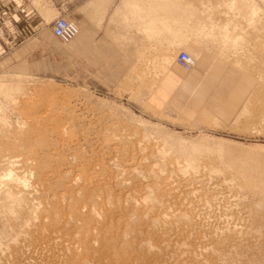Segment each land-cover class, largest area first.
<instances>
[{"label": "rangeland", "instance_id": "374dc122", "mask_svg": "<svg viewBox=\"0 0 264 264\" xmlns=\"http://www.w3.org/2000/svg\"><path fill=\"white\" fill-rule=\"evenodd\" d=\"M5 4L6 0H0V6L4 8V10L0 11V151L3 149L1 151L2 153L0 152L2 154L0 156V171L3 170L0 172V177L6 175V172L10 176L6 175L0 178V186L4 185L0 187V192L3 191V193H0V202H3L2 205L0 203V214H3L0 215V248L7 250L8 246L4 248L5 246L3 245L10 244V241L11 247L15 248L16 246L17 248H15V252L18 248H21V243L22 245L26 244L24 246L28 248L26 249L25 247L26 250H22V253L21 249H23L24 246L21 245L22 248L19 249L20 251L18 250L19 252L17 251L20 254L17 255V252L14 255V249L11 251V248H9L10 250H5V253L4 250H1L0 255H2V258L0 256V263L1 261L4 263L6 262V255L8 256L7 253L10 252V254H13L9 256L16 257V260H14V258L9 259L8 256L5 264H26L25 262L28 260H30V262L28 261L30 264L33 262V260H31L33 258L30 256L29 258L25 257L30 255L27 250L34 248L37 244L40 246L48 243L46 239H48V237L50 238V235H63L61 237L66 239H70L76 235L75 228L80 227L82 220L75 217L73 213L74 207H83L82 209L80 208L83 212L88 209L91 212L93 210L92 214L101 221L103 229L111 236L113 242L111 245H113L116 250L122 252L123 256L127 258L126 261H123V258L116 257L115 254H110L111 256L103 254L102 257L105 264H109L110 262V264H193V261L194 264L198 261L199 264L204 262L209 264L210 260H208L209 262L207 260L203 262L205 255H203L202 252L204 249L208 252L212 249L211 247L219 242L218 240L222 238V240H224V238L231 239V234L234 236L230 240H234L232 243L228 239H225V242H219L221 248L224 246L223 249L225 248L226 250L220 248V251L218 250L216 252L218 259L217 257L215 258V264L219 262L222 263V258L226 260L229 256V259L232 260L233 257L235 260L232 262L228 259L230 263L228 261H223V263L240 264L243 262V258L248 254L251 255L256 251L260 253L261 247L258 248L260 246L258 244L261 243L259 241H262L261 239L264 236H261L264 235V233L262 230L260 231L259 228L256 229L254 227L255 223H252L254 219V211L252 210L255 206L253 202L256 201L255 198L257 199V197H254L251 193L250 197V194L246 191L244 194L246 193L248 195H243L242 191H244V188L241 190L243 186L240 184L241 182L236 179L237 177L235 178L234 176V179L232 177V179H230V176L235 174L233 173L234 169H231L226 163L212 157L204 156V158L202 157L203 155L200 156L199 151H197L198 149L196 150L195 147L198 146L202 148L208 155H211L210 150L212 149H221L224 151H231L233 149L236 150L238 154L256 158L257 162L264 164V0H192V7L194 8L192 19L194 21L191 26L190 39L200 46L190 49L186 47L172 48V52L169 53L168 57L173 58L176 69L188 73L193 72L197 64L201 63L202 56L207 57L209 55V59L210 57H214V63L210 65L211 60L204 59V63L206 62V64L204 65L203 63V67L205 69L209 68L208 70L212 69L214 72H221L224 81L231 82L232 86L230 89L225 88L224 84L223 93L215 95V98L217 100L221 99V101H217L218 108L216 109L214 117L207 120L202 118L187 119L183 118L178 113L166 110L167 108L160 110L154 106H145L141 101L142 96L123 93L125 87L116 88L114 91H106L87 86L84 82L77 79L76 75H73L72 66L69 62L71 57L67 49L63 48V45L68 42L62 43L63 45H61V47L63 52L61 55H50L45 51L44 47H42V44L44 42L46 43L48 39L44 36L39 26L35 25V28L30 32H23L21 26H19V22L21 23V15L18 12L7 11L4 6ZM196 29L199 30L196 31ZM181 49L188 50L191 54H194L195 57H197L196 54L199 55L191 70H184L176 64L175 58ZM243 90H247L248 93H237V91L240 92ZM208 97L209 95L207 98ZM24 118L26 119L25 122L22 121ZM33 118L36 122L32 120ZM37 120L38 122L40 120V123L43 121L41 125L44 126L38 125L40 123H38ZM56 121L57 124L60 125L59 127H57ZM21 126L24 128H21ZM54 126L56 127L55 129ZM49 127L51 132H48ZM44 131L45 133L43 134ZM73 132L76 136L73 135ZM52 133L55 136H53ZM57 134H60L59 137ZM43 142H45L47 146H45ZM10 143H14L13 146ZM40 144L43 146H40ZM63 144L65 145L63 146ZM206 147H211L212 149H206ZM45 149H47L46 152ZM58 152L59 155H56ZM13 158H17V160H13ZM40 158L42 161H38L41 160ZM48 158L50 161L47 160ZM4 161H6L9 166L5 164L6 162ZM44 163L48 165L47 169H45L46 165H44ZM184 165H186L187 168L184 167ZM177 166H180V168L183 166L184 169L180 170ZM50 168H52L51 171ZM8 170L12 172H8ZM46 170H49L48 172H51V174H48ZM20 171L22 175L19 174ZM45 171L47 174L44 173ZM230 173L231 175L229 176ZM15 174H18V177ZM19 176L23 179L20 180ZM57 177L59 179H57ZM4 178L9 180L7 181V179ZM11 179L13 180L12 184ZM14 179L16 181H14ZM87 181L88 184H86ZM37 182L40 184L38 183V185ZM61 182L65 183L62 184ZM237 182L239 185L236 184ZM92 183L93 185H97L93 187ZM78 184L81 187L76 186ZM55 186H57L58 189ZM235 186L242 187L238 188ZM77 187L79 188L77 189ZM2 188H4L5 191ZM6 189L13 190V195L10 194L11 192L9 193L10 190ZM236 189H239V191ZM35 190L38 192H35ZM60 190H64L63 193H68L65 199L62 198L63 193H61L62 191ZM71 190H75V192ZM232 191H234V193ZM170 193H173V196L170 195ZM43 195H46V197ZM19 197L20 201L18 199ZM248 197L253 201L252 205H250L251 201L248 202L250 200ZM15 198L18 199V201L15 200ZM22 198L24 200H22ZM26 198L28 199L26 200ZM83 198L85 199L83 200ZM31 199H33V201ZM89 199L91 202H89ZM20 202H22V205L19 204ZM25 202H29L32 205L36 204V207L34 208V206H31L33 209H30V206H28L29 209H27V205L30 204H26ZM161 202H163L164 205ZM104 203L105 205L108 203L111 205L108 204L104 208ZM42 204L43 206H41ZM84 204L87 205L84 206ZM98 204L101 207L98 206ZM245 204L248 205L246 206ZM89 205L91 207L88 208L87 206ZM93 206H96V208ZM225 206L226 208H224ZM84 207L87 208L84 209ZM146 207H148L149 210L151 209L150 212ZM154 207L157 210L156 212ZM160 207L163 208L161 209ZM248 207H250L249 209L252 212L247 209ZM176 208L178 210H174ZM99 209H101L100 212ZM21 210L23 211L21 212ZM89 210L88 212L86 211L87 214L90 212ZM160 210H163V215L166 214V216L169 215V218H172L170 219L172 223L167 218L168 216L164 217L162 214L160 215ZM173 210L178 212H174ZM183 210L190 214L184 213ZM53 211L55 212L52 213ZM151 211H154V213H151ZM172 211L175 214H173ZM147 212L151 219H149L148 216H144ZM4 213L10 220H6L7 218L3 217ZM18 213L19 215H16ZM183 213L187 215V217L185 216L186 218ZM66 214L69 216H65ZM181 214L182 217L180 218L179 216H181ZM27 216L29 219H27ZM46 216L49 217L47 218L48 220ZM122 216L124 218H122ZM152 216L156 217L153 219ZM160 216L164 217L166 220H164V218L163 220L160 219ZM35 218L38 222H36ZM24 219L26 221H24ZM30 219H33L32 222ZM161 220L168 223L165 224ZM7 221L8 225L12 228L7 225ZM34 222L35 225L38 223L42 225H37L35 228ZM104 222L107 224H104ZM184 222H187L186 225H183ZM26 223H28V225L30 224L31 227L30 225L26 227ZM21 224L26 230L20 228L22 227ZM126 225H129V227L132 226L129 228L130 230L128 232L124 230L126 229ZM252 225L254 226L252 227ZM191 226L194 228L192 229ZM227 227L230 230H235H231V234H229L230 230ZM53 228L54 230H52ZM135 228L136 230L138 229V231H134ZM179 228H182L181 232ZM237 229H240L241 232ZM18 230L19 232L23 231V233H17L16 231ZM91 230L96 231L94 226H91ZM184 230L188 232L186 233ZM24 231H28V235H30L31 238L26 235L27 233L25 234ZM130 231H134L132 233L135 234L133 235ZM143 231L147 232L144 233ZM152 231L153 233L155 232L154 235ZM235 231H238V234ZM46 232L49 235H47L48 237L46 236ZM115 232L117 233L115 234ZM243 232L247 233L245 234ZM16 234L17 239L18 236H23L25 234L26 238L25 235L23 237L25 240L22 238L24 240L22 241L21 236L16 240ZM173 234L175 237H173ZM200 234L201 237L206 238V240L201 238ZM227 234L229 236H227ZM234 234H237L238 240L235 239L236 235ZM243 234L245 235L243 236ZM41 235L42 238L44 235V238H47L42 239ZM258 235L261 239H258L260 238ZM143 236H145V238ZM159 236H162L161 239ZM256 236H258V238ZM187 237L189 240H187ZM195 237H197V239L199 238V241H197ZM163 238H166V240ZM167 238L170 240L167 241ZM171 238L174 239L172 240ZM13 239H15L14 241H16V244L20 245L18 246L13 242V246ZM139 239H141L140 243ZM203 239L206 241L205 243ZM176 240H178L179 244ZM245 240H247L246 243L244 242ZM257 240L258 242H256ZM146 241L149 242L148 244H151L150 248H147ZM209 241L210 243L208 244ZM241 241L242 244L239 243ZM5 242H7V244ZM143 242L144 244H142ZM197 242L201 244L204 243L205 245L202 244L200 246V243ZM222 242L224 243L223 245ZM226 242L228 246L225 244ZM181 243H183V246L180 247V251H178L177 246L181 245ZM185 243H190L189 247L187 246V248H189L188 250L185 249ZM207 244L208 247L209 245L211 246L208 248L206 247ZM231 244H234L235 247ZM175 245L176 248H174ZM98 246L99 243L95 242L92 248L95 253L93 250L91 251L93 254L98 253L96 251ZM190 246H193L191 249L192 252L195 250L194 252L201 254V256L196 255L194 252L191 254ZM198 246H200V249ZM229 246L233 249L230 247V250H228L227 248ZM168 247L170 249L166 250ZM163 248L165 249L164 252ZM176 249L178 253L174 254L173 252H176ZM200 250L203 251L200 252ZM237 251H240V253H234ZM245 251L249 253L247 254ZM241 252H244L245 255ZM168 253H171L169 255L172 257H170ZM172 253L175 256H173ZM258 253H254L252 258L256 257V255L258 256ZM24 254H26L24 256L25 258L22 256ZM182 254L183 256L181 257L180 255ZM4 255L5 257L3 258ZM194 255L195 257H193ZM223 255H227V258ZM106 256L108 258H106ZM177 258L181 259V261L179 259L177 260ZM191 258H195L196 261L192 259L191 262ZM236 258L240 259H238L239 262ZM212 264H214V262ZM250 264L256 263L254 260H251Z\"/></svg>", "mask_w": 264, "mask_h": 264}, {"label": "crops", "instance_id": "0c3cea01", "mask_svg": "<svg viewBox=\"0 0 264 264\" xmlns=\"http://www.w3.org/2000/svg\"><path fill=\"white\" fill-rule=\"evenodd\" d=\"M4 6L21 15L23 32L39 26L48 39L42 47L50 55H61L64 44L52 30L53 19L66 14L74 21L79 32L63 48L72 74L91 88L125 87L123 93L142 96L145 106L207 120L221 101L215 95L223 93L224 84L232 86L221 72L203 67L204 59L212 65L214 57L202 56L188 73L167 57L172 48L200 46L190 39L192 0H6Z\"/></svg>", "mask_w": 264, "mask_h": 264}, {"label": "bare ground", "instance_id": "6f19581e", "mask_svg": "<svg viewBox=\"0 0 264 264\" xmlns=\"http://www.w3.org/2000/svg\"><path fill=\"white\" fill-rule=\"evenodd\" d=\"M197 30H199V29H196V31ZM261 44V43H260ZM190 53V52H189ZM191 54V53H190ZM192 55V57L194 58V60L196 61V57H195V55L194 54H191ZM168 57V56H167ZM260 93V92H259ZM256 95V94H255ZM36 117H38V116H36ZM43 118V117H42ZM29 119V118H28ZM38 119V118H37ZM25 118H24V120H22L23 122H25ZM32 120H34L35 121V119L33 118ZM40 120H41V118H40ZM40 120H39V122H38V120H37V122L38 123H40ZM54 121V120H53ZM62 121V120H61ZM22 122V123H23ZM32 122V121H31ZM36 122V121H35ZM42 122L43 121H41V123L40 124H38V125H41L42 124ZM27 123V122H26ZM30 123V122H29ZM47 123V122H46ZM53 124V123H52ZM56 124H57V121H56ZM60 124V123H59ZM21 125V124H20ZM23 125V124H22ZM33 125H34V123H33ZM49 125V124H48ZM54 125V124H53ZM58 125V124H57ZM57 125H55V126H57ZM31 126V125H30ZM42 127L44 126V125H41ZM40 126V127H41ZM54 126V129L56 128ZM60 125H58L57 127H59ZM37 127H39V126H37ZM52 127V126H51ZM21 128H24L23 126H21ZM31 128H33V127H31ZM30 128V129H31ZM45 128V127H44ZM48 128V127H47ZM53 128V127H52ZM16 129H18V128H16ZM26 129H29V128H26ZM25 130V129H24ZM51 129H50V127H49V130H48V132H51L50 131ZM35 131V130H34ZM37 131V130H36ZM39 131H41V130H39ZM46 131V130H45ZM45 131L43 132V134L45 133ZM66 131V130H65ZM65 131H63V132H65ZM26 132V131H25ZM55 132V131H54ZM15 133V132H14ZM17 133V132H16ZM24 133V132H23ZM36 133V132H35ZM58 133V132H57ZM25 134H27V133H25ZM39 134V133H38ZM50 134V133H49ZM63 134V133H62ZM16 135V134H15ZM46 135V134H45ZM51 135V134H50ZM52 135H53V133H52ZM58 135V134H57ZM60 135V134H59ZM59 135H58V137H59ZM69 135V134H68ZM73 135H75L74 134V132H73ZM1 136V135H0ZM53 136H55V135H53ZM62 136V135H61ZM76 136V135H75ZM27 138H29L28 136H26ZM36 137V136H35ZM50 137H52V136H50ZM57 137V136H56ZM64 137V136H63ZM71 137V136H70ZM5 138V137H4ZM65 138V137H64ZM67 138V137H66ZM3 139V138H2ZM35 139H38V138H35ZM34 139V140H35ZM53 139V138H52ZM58 139H60V138H58ZM68 139H70V138H68ZM23 140V139H22ZM26 140V139H25ZM29 140V139H28ZM33 140V141H34ZM45 140V139H44ZM54 140H55V138H54ZM72 140V139H71ZM3 141H4V139H3ZM40 141V140H39ZM58 141H60V140H58ZM66 141V140H65ZM69 141V140H68ZM75 141H77V140H75ZM4 142H6V141H4ZM14 142V141H13ZM74 142V141H73ZM15 143V142H14ZM14 143H10L12 146H13V144ZM38 143V142H37ZM44 143V145H45V142H43ZM47 143V142H46ZM68 143H70V142H68ZM68 143H67V145H68ZM6 144H7V142H6ZM48 144V143H47ZM51 144V143H50ZM72 144V143H71ZM8 145V144H7ZM10 145V146H11ZM38 145H39V143H38ZM42 144H40V146H41ZM65 144H63V146H64ZM2 146H3V144H2ZM11 146V147H12ZM18 146V145H17ZM16 146V147H17ZM43 146V145H42ZM45 146H47V145H45ZM8 147V146H7ZM15 147V146H14ZM19 147V146H18ZM17 147V148H18ZM49 147V146H48ZM42 148V147H41ZM54 148V147H53ZM78 148V147H77ZM196 148V150L197 151H199V153H200V156H202V157H212V158H214V159H216V160H219V161H222V162H224V163H226L231 169H234V172L233 173H235L233 176L231 175V173L229 174V176H230V179H232L234 176H235V178L236 179H238L241 183V185L243 186H235V187H242V189L241 190H243V188H244V191H242L243 192V195H248V194H244V192L246 191V192H248L249 194L251 193L254 197H257V199L255 198V200L256 201H251V198H249L248 197V199H250L248 202H250L251 204L250 205H252L253 203H255V206L253 207V210L252 211H254V219H253V221H252V223L254 222L255 224V226L254 225H252V227L254 226L256 229L257 228H259V230L261 231L262 230V232L264 233V164L263 163H261V162H257V160H256V158H252V157H249V156H246V155H241V154H238L237 153V151L236 150H231V151H224V150H221V149H219V150H213L211 147H206V149H212V150H210L211 152V155H208L207 153H206V151L205 150H203L202 148H200V147H198V146H196L195 147ZM9 149V148H8ZM48 149V148H47ZM47 149H45V152H46V150ZM3 149H1V151H2ZM55 150V149H54ZM0 151V152H1ZM57 151V150H56ZM56 151H54V152H56ZM212 151H214V152H212ZM50 152V151H49ZM49 152H48V154H49ZM52 152V151H51ZM2 153V152H1ZM0 153V156L2 155ZM57 153V152H56ZM61 154V153H60ZM67 154V153H66ZM32 155V154H31ZM42 155V154H41ZM46 155H47V153H46ZM45 155V156H46ZM55 155V154H54ZM56 155H59V152H58V154H56ZM62 155V154H61ZM60 155V156H61ZM64 155V154H63ZM44 156V155H43ZM51 156V155H50ZM53 156V155H52ZM191 156V155H190ZM3 157H5V156H3ZM8 157V156H7ZM41 157V156H40ZM199 157V156H198ZM204 157V158H205ZM44 158V157H43ZM52 158V157H51ZM60 158V157H59ZM14 159H16L17 160V158H13V160ZM39 159V158H38ZM41 159V158H40ZM53 159V158H52ZM186 159V158H185ZM194 159V158H193ZM2 160V159H1ZM6 160V159H5ZM32 160V159H31ZM44 160V159H43ZM47 160H49V158L47 159ZM12 161V160H11ZM38 161H42V159L41 160H38ZM50 161V160H49ZM4 162H6V161H4ZM32 162V161H31ZM44 162H45V160H44ZM58 162V161H57ZM79 162V161H78ZM189 162V161H188ZM16 163V162H15ZM27 163H28V161H27ZM47 163V162H46ZM55 163V162H54ZM5 164H7V162L5 163ZM65 164V163H64ZM64 164H63V166H64ZM137 164V163H136ZM186 164V163H185ZM225 164V165H226ZM8 165V164H7ZM16 165H18V164H16ZM15 165V166H16ZM40 165V164H39ZM44 165H46V168L45 169H47V167H48V165L47 164H45L44 163ZM55 165V164H54ZM166 165V164H165ZM183 165V164H182ZM191 165V164H190ZM193 165V164H192ZM9 166V165H8ZM14 166V165H13ZM23 166V165H22ZM21 166V167H22ZM79 166V165H78ZM81 166V165H80ZM174 166V165H173ZM20 167V166H19ZM56 167V166H55ZM162 167V166H161ZM166 167V166H165ZM178 167V166H177ZM184 167H186V165H184ZM184 167L182 166L181 168H180V166L178 167V168H180V170L181 169H184ZM212 167V166H211ZM25 168V167H24ZM23 168V169H24ZM30 168V167H29ZM52 168H53V166H52ZM52 168H50V171H51V169ZM76 168V167H75ZM75 168H74V170H75ZM187 168V167H186ZM190 168V167H189ZM192 168V167H191ZM11 169V168H10ZM15 169H17V168H15ZM63 169V168H62ZM61 169V170H62ZM154 169V168H153ZM226 169H227V167H226ZM2 170V169H1ZM29 170V169H28ZM31 170V169H30ZM56 170V169H55ZM67 170H68V168H67ZM163 170V169H162ZM177 170V169H176ZM3 171V170H2ZM2 171H0V172H2ZM9 171H11V170H8V172ZM13 171H14V169H13ZM23 171V170H22ZM35 171V170H34ZM47 171V170H46ZM46 171L44 172V173H46ZM49 171V170H48ZM47 171V172H48ZM76 171H78V170H76ZM165 171H166V169H165ZM179 171V170H178ZM227 171H228V169H227ZM12 172V171H11ZM30 172V171H29ZM55 173H57L56 171H54ZM54 172H52V173H54ZM63 172V171H62ZM71 172H74V171H71ZM157 172V171H156ZM155 172V173H156ZM159 172V171H158ZM173 172V171H172ZM180 172V171H179ZM229 172V171H228ZM54 173V174H55ZM61 173V172H60ZM87 173V172H86ZM152 173V172H151ZM160 173V172H159ZM185 173V172H184ZM19 174H21V171L19 172ZM47 174V173H46ZM48 174H51V172H48ZM65 174V173H64ZM69 174V173H68ZM67 174V175H68ZM71 174V173H70ZM211 174V173H210ZM209 174V175H210ZM6 175L7 176H10V175H8L7 174V172H6ZM6 175H4V176H6ZM16 175V174H15ZM22 175V174H21ZM39 175V174H38ZM42 175V174H41ZM59 175V174H58ZM73 175V174H72ZM75 175V174H74ZM170 175H172V174H170ZM197 175H200V174H197ZM3 176V177H4ZM17 177H18V174L16 175ZM15 176V177H16ZM36 176V175H35ZM45 176V175H44ZM51 176V175H50ZM75 176H77V175H75ZM227 176V175H226ZM225 176V177H226ZM2 177V176H1ZM0 177V178H1ZM2 177V178H3ZM13 177V176H12ZM20 177V180L21 179H23V178H21V176H19ZM25 177V176H24ZM49 177V176H48ZM54 177H55V175H54ZM59 177H61V176H59ZM73 177V176H72ZM80 177V176H79ZM88 177H90V176H88ZM156 177V176H155ZM165 177V176H164ZM186 177V176H185ZM208 177V176H207ZM224 177V178H225ZM228 177V176H227ZM232 177V178H231ZM35 178V177H34ZM43 178V177H42ZM47 178V177H46ZM45 178V179H46ZM52 178V177H51ZM157 178V177H156ZM211 178V177H210ZM4 179H7V178H4ZM26 179V178H25ZM44 179V180H45ZM50 179V178H49ZM57 179H59L58 177H57ZM81 179V178H80ZM201 179V178H200ZM226 179V178H225ZM234 179V178H233ZM9 179H7V181H8ZM12 180V179H11ZM18 180V179H17ZM44 180H42V181H44ZM75 180V179H74ZM155 180V179H154ZM159 180V179H158ZM169 180V179H168ZM237 180V181H238ZM1 181V180H0ZM14 181H16L15 179H14ZM23 181V180H22ZM26 181L28 182V180L26 179ZM37 181V180H36ZM51 181H52V179H51ZM65 181V180H64ZM71 181V180H70ZM69 181V182H70ZM72 181H73V179H72ZM76 181V180H75ZM74 181V182H75ZM82 181V180H81ZM84 181V180H83ZM85 181H86V179H85ZM84 181V182H85ZM93 181V180H92ZM91 181V182H92ZM98 181V180H97ZM230 181V180H229ZM238 181V182H239ZM18 182V181H17ZM41 182V181H40ZM46 182V181H45ZM62 182H63V180H62ZM61 182V183H62ZM236 183V184H238L239 185V183ZM13 183V180H12V182H11V184ZM16 183V182H15ZM24 183H25V180H24ZM39 182H37V184H38ZM43 183V182H42ZM48 183V182H47ZM55 183H57V182H55ZM60 183V182H59ZM65 183V182H64ZM64 183H62V184H64ZM81 183V182H80ZM94 183V182H93ZM93 183H92V185H93ZM159 183V182H158ZM217 183V182H216ZM5 184V183H4ZM8 184H9V182H8ZM21 184V183H20ZM40 184V183H39ZM38 184V185H39ZM51 184V183H50ZM68 184H70V183H68ZM86 184H88V181L86 182ZM90 184V183H89ZM172 184V183H171ZM223 184V183H222ZM235 184V183H234ZM233 184V185H234ZM235 184V185H236ZM1 185V184H0ZM16 185H18V184H16ZM24 185V184H23ZM30 185V184H29ZM32 185H33V183H32ZM94 185H97V184H94ZM94 185H93V187H94ZM180 185V184H179ZM178 185V186H179ZM2 186H4V185H2ZM2 186H0V187H2ZM7 186V185H6ZM5 186V187H6ZM27 186V185H26ZM36 186V185H35ZM42 186H44V185H42ZM53 186V185H52ZM76 186H79V184L78 185H76ZM86 186V185H85ZM90 186V185H89ZM229 186H230V184H229ZM228 186V187H229ZM18 187V186H17ZM19 187H21V186H19ZM39 187V186H38ZM37 187V188H38ZM51 187V186H50ZM55 187H57V186H55ZM62 187V186H61ZM79 187H81V186H79ZM79 187H77V189L79 188ZM159 187V186H158ZM188 187V186H187ZM8 188V187H7ZM9 188H10V186H9ZM14 188H16V187H14ZM27 188V187H26ZM41 188V187H40ZM71 188V187H70ZM69 188V189H70ZM92 188V187H91ZM190 188V187H189ZM218 188V187H217ZM230 188V187H229ZM229 188H228V190H229ZM4 191H5V189L4 188H2ZM1 189V190H2ZM13 189V188H12ZM20 189V188H19ZM39 189V188H38ZM57 189H58V187H57ZM77 189H75V190H77ZM172 189V188H171ZM181 189V188H180ZM6 190H10V189H6ZM16 190V189H15ZM18 190V189H17ZM41 190V189H40ZM39 190V191H40ZM75 190H71L72 192H75ZM99 190V189H98ZM174 190V189H173ZM200 190V189H199ZM237 190V189H236ZM37 190H35V192H36ZM47 191V190H46ZM60 191H62V190H60ZM64 191V190H63ZM63 191L61 192V193H63ZM67 191V190H66ZM70 191V190H69ZM175 191V190H174ZM174 191H173V193H174ZM191 191V190H190ZM197 191V190H196ZM235 191V190H234ZM234 191H232L233 193H234ZM237 191H239V189L237 190ZM2 193H3V191H1ZM0 192V193H1ZM11 192V193H10ZM12 192H13V190H10L9 191V193L11 194V195H13L12 194ZM16 192V191H15ZM18 192H19V190H18ZM38 192V191H37ZM78 192H79V190H78ZM172 192V191H171ZM231 192V191H230ZM229 192V193H230ZM241 192V193H242ZM6 193H8V192H6ZM28 193V192H27ZM173 193H170V195H172L173 196ZM180 193H181V191H180ZM189 193V192H188ZM55 194H58V193H55ZM60 194V193H59ZM68 194V193H67ZM67 194L66 193H63V195H62V198L63 199H65L66 198V196H67ZM79 194H80V192H79ZM86 194V193H85ZM84 194V195H85ZM177 194V193H176ZM231 194V193H230ZM235 194H236V192H235ZM234 194V195H235ZM251 194L249 195L250 197H251ZM9 195V194H8ZM16 195V194H15ZM29 195V194H28ZM37 195V194H36ZM49 195V194H48ZM61 195V194H60ZM89 195V194H88ZM95 195V194H94ZM178 195V194H177ZM176 195V196H177ZM181 195V194H180ZM17 196V195H16ZM44 196V195H43ZM104 196H106V195H104ZM240 196V195H239ZM12 197H14V196H12ZM25 197V196H24ZM23 197V198H24ZM44 197H46V195L44 196ZM83 197V196H82ZM189 197V196H188ZM233 197V196H232ZM231 197V198H232ZM253 197V198H254ZM3 198V197H2ZM10 198V197H9ZM22 198V200H24ZM37 198V197H36ZM81 198V197H80ZM79 198V199H80ZM180 198V197H179ZM237 198H240V197H237ZM1 199V198H0ZM12 199V198H11ZM19 199V201H20V197L18 198ZM18 199H16L15 198V200H17L18 201ZM28 198H26V200H27ZM67 199H69V198H67ZM85 198H83V200H84ZM105 199V198H104ZM214 199H215V197H214ZM32 201H33V199H31ZM35 200V199H34ZM42 200V199H41ZM72 200V199H71ZM216 200H218V199H216ZM233 200V199H232ZM242 200V199H241ZM254 200V199H253ZM5 201V200H4ZM8 201H9V199H8ZM12 201H13V199H12ZM32 201H29V202H32ZM38 201H40V200H38ZM66 201V200H65ZM65 201H64V203H65ZM212 201V200H211ZM230 201H231V199H230ZM234 201V200H233ZM232 201V202H233ZM26 203V204H30V203ZM37 202V201H36ZM35 202V203H36ZM41 202V201H40ZM58 202V201H57ZM89 202H91L90 201V199H89ZM214 202V201H213ZM235 202V201H234ZM238 202V201H237ZM253 202V203H252ZM1 203V205H2V201L0 202ZM22 202H20L19 204H21ZM93 203V202H92ZM100 203V202H99ZM105 203H107V202H105ZM105 203H104V205H105ZM161 203H163V202H161ZM206 203H208V202H206ZM245 203V202H244ZM12 204V203H11ZM14 204V203H13ZM46 204V203H45ZM49 204V203H48ZM103 204V203H102ZM101 204V205H102ZM108 204H110V203H108ZM108 204H106V205H108ZM116 204V203H115ZM134 204H135V202H134ZM170 204V203H169ZM177 204V203H176ZM184 204V203H183ZM210 204V203H209ZM5 205V204H4ZM7 205V204H6ZM22 205V204H21ZM36 205V204H35ZM35 205H32V204H30V205H27V207L28 206H30V209H33L31 206H34V208L36 207ZM39 205V204H38ZM66 205V204H65ZM87 205V204H86ZM85 204H84V206H86ZM94 205V204H93ZM106 205L104 206V208L106 207ZM111 205V204H110ZM163 205H164V203H163ZM212 205V204H211ZM218 205H219V203H218ZM231 205V204H230ZM246 205V204H245ZM244 205V206H245ZM248 205V204H247ZM246 205V206H247ZM9 206H11V205H9ZM41 206H43V204L41 205ZM68 206V205H67ZM82 206H83V204H82ZM98 206H100L99 204H98ZM134 206V205H133ZM143 206V205H142ZM228 206V205H227ZM23 207V206H22ZM88 208L89 207H91L90 205L89 206H87ZM86 207V208H87ZM94 208H96V206H93ZM101 207V206H100ZM144 207V206H143ZM156 207V206H155ZM155 207H154V209H155ZM212 207H214V206H212ZM20 208V207H19ZM19 208H18V210H19ZM40 208H42V207H40ZM46 208H48V207H46ZM70 208V207H69ZM80 208L82 209L83 207H74V210H73V213H74V215H75V217L76 218H79V219H81L82 221V223H81V225H80V227H77V228H75L76 229V235H74L72 238H70V239H66V238H63V237H61V236H63V235H61V236H59L58 234H56V235H54V236H52V235H50L51 237L49 238L48 236V233L46 234V236L48 237V239H49V241H48V239H46L47 240V242L48 243H46V244H44V245H40L39 246V244H37V245H35V247L34 248H31L30 250L28 249L27 251H29V253H30V255H27V256H25L26 254H24V255H22L23 257L25 256V257H28L29 258V256L31 257V258H33V259H31V260H33V262H31L30 264H105L104 262H103V257H102V255L103 254H105V255H108V256H111L110 254H115L116 255V257L118 256V257H120V258H123V261H126V259L127 258H125L124 256H123V254H122V252H120L119 250H116L115 249V247L113 246V245H111L113 242H112V240H111V236L110 235H108V233L105 231V229H103V226H102V223H101V221L94 215V214H92V212H93V210H92V212L90 211L88 214H87V212H88V210H85V212H83V211H81L80 210ZM85 207H84V209H86ZM147 209H148V207H146ZM158 208V207H157ZM161 208V207H160ZM163 208V207H162ZM161 208V209H162ZM181 208H182V206H181ZM224 208H226V206L224 207ZM250 207H248L247 209H249ZM2 209V208H1ZM16 209V208H15ZM27 209H29V207L27 208ZM36 209H39V208H36ZM35 209V210H36ZM68 209V208H67ZM92 209V208H91ZM140 209V208H139ZM144 209H145V207H144ZM159 209V208H158ZM173 209V208H172ZM185 209V208H184ZM188 209V208H187ZM3 210V209H2ZM24 210V209H23ZM23 210H21V212L23 211ZM109 210V209H108ZM151 210V209H150ZM150 210L148 209V211L150 212ZM174 210H178L177 208L176 209H174ZM173 210V211H174ZM240 210V209H239ZM250 210V209H249ZM37 211V210H36ZM56 211V210H55ZM55 211H53L52 213H54ZM67 211V210H66ZM101 211V209H99V212ZM107 211V210H106ZM157 210L155 209V212H156ZM163 211V210H162ZM161 210H160V215L163 213ZM172 211V212H173ZM180 211V210H179ZM184 211V210H183ZM191 211V210H190ZM220 211V210H219ZM251 211V210H250ZM249 211V212H250ZM251 211V212H252ZM68 212V211H67ZM105 212V211H104ZM137 212V211H136ZM141 212H143V211H141ZM154 213V211H151V213ZM174 212H178V211H174ZM173 212V214H175ZM181 212H182V210H181ZM187 212V211H186ZM185 211H184V213H186ZM227 212V211H226ZM6 213V212H5ZM5 213H4V216L3 217H6L5 216ZM15 213V212H14ZM36 213V212H35ZM102 213V212H101ZM140 213V212H139ZM167 213V212H166ZM183 213V214H184ZM9 214V213H8ZM28 214V213H27ZM30 214V213H29ZM59 214V213H58ZM69 214V213H68ZM68 214H66L65 216H67ZM141 214H143V213H141ZM147 214V215H146ZM144 216H148V218H149V215H148V212L146 213ZM156 214H158V213H156ZM168 214V213H167ZM186 214H190V213H186ZM186 214H184V217L186 216L187 217V215ZM192 214H193V212H192ZM242 214H243V212H242ZM0 215H3V214H0ZM16 215H19V213L18 214H16ZM32 215V214H31ZM37 215V214H36ZM70 215H72V214H70ZM102 215H104V214H102ZM152 215H154V214H152ZM163 215V214H162ZM245 215H246V213H245ZM244 215V216H245ZM12 216H14V215H12ZM42 216H44V215H42ZM69 216V215H68ZM67 216V217H68ZM133 216H134V213H133ZM164 217H167L168 219H169V221H170V219H172V218H169L170 216L169 215H167L166 216V214L165 215H163ZM188 216H190V215H188ZM219 216H220V213H219ZM222 216V215H221ZM242 216V215H241ZM35 217V216H34ZM41 217V216H40ZM74 217V218H75ZM153 217V216H152ZM154 217H156V216H154ZM154 217H153V219H154ZM162 216H160L159 218L160 219H162L163 220V218L164 217H162ZM174 217H175V215H174ZM180 218L182 217V214H181V216H179ZM178 217V218H179ZM185 217V218H186ZM193 217V216H192ZM243 217V216H242ZM0 218H1V216H0ZM7 218V217H6ZM20 218H21V214H20ZM25 218V217H24ZM44 218V217H43ZM47 218H49V217H47L46 216V219ZM70 218V217H69ZM72 218V217H71ZM109 218V217H108ZM116 218V217H115ZM122 218H124L123 216H122ZM157 218H158V216H157ZM176 218H177V216H176ZM189 218V217H188ZM221 218V217H220ZM11 219H13V218H11ZM26 219V218H25ZM24 219V221H26ZM27 219H29V217L27 216ZM36 219V218H35ZM34 219V220H35ZM78 219V220H79ZM113 219V218H112ZM121 219V218H120ZM149 219H151V218H149ZM152 219V220H153ZM168 219H167V221H168ZM217 219V218H216ZM223 219V218H222ZM221 219V220H222ZM226 219V218H225ZM239 219V218H238ZM1 220V219H0ZM4 220V219H3ZM3 220H2V222H3ZM6 220H10V219H6ZM31 220V219H30ZM33 220V219H32ZM32 220H31V222H32ZM48 220V219H47ZM117 220V219H116ZM116 220H113V221H116ZM161 220V221H162ZM164 220H166L165 218H164ZM187 220V219H186ZM192 220H193V218H192ZM231 220V219H230ZM237 220V219H236ZM11 221H13V220H11ZM110 221V220H109ZM125 221H126V219H125ZM177 221V220H176ZM188 221V220H187ZM196 221V220H195ZM228 221V220H227ZM28 223H30L29 221H27ZM36 222H38L37 221V219H36ZM122 222H123V220H122ZM122 222H121V224H122ZM162 222H164V221H162ZM171 222V221H170ZM175 222V221H174ZM181 222V221H180ZM190 222V221H189ZM192 222H194V221H192ZM229 222V221H228ZM13 223V222H12ZM25 223V222H24ZM28 223H26L25 224V226L26 227H28L29 225H28ZM41 223V222H40ZM106 222H104V224H105ZM111 223H113V222H111ZM115 223V222H114ZM116 223H118V222H116ZM126 223V222H125ZM165 223V222H164ZM166 223H168V222H166ZM165 223V224H166ZM172 223V222H171ZM175 223H177V222H175ZM185 223V224H184ZM183 223V225H186V223L187 222H184ZM191 223V222H190ZM14 224H15V222H14ZM23 224V223H22ZM22 224H21V226H22ZM32 224V223H31ZM43 224H44V222H43ZM107 224V223H106ZM119 224V223H118ZM127 224V223H126ZM142 224H145V223H142ZM155 224H157V223H155ZM161 224V223H160ZM179 224V223H178ZM7 225H8V221H7ZM11 225V224H10ZM28 225V226H27ZM34 225H35V222H34ZM38 226L39 225H42V224H37ZM37 225H35V228L37 227ZM50 225V224H49ZM53 225V224H52ZM84 225V226H83ZM111 225V224H110ZM116 225V224H115ZM169 225H171V224H169ZM180 225V224H179ZM9 226V225H8ZM7 226V227H8ZM33 226V225H32ZM67 226V225H66ZM91 226H94L95 227V229H96V231H94V230H91ZM157 226V225H156ZM155 226V227H156ZM165 226V225H164ZM164 226H163V228H164ZM168 226V225H167ZM181 226H182V223H181ZM189 226V225H188ZM9 227H11V226H9ZM19 227V226H18ZM24 226H22V227H20V228H23ZM30 227H31V225H30ZM55 227H57V226H55ZM106 227V226H105ZM128 227V228H127ZM130 227H132V226H130ZM129 227V225L127 226L126 225V229H124L125 231H129L130 228ZM160 227V226H159ZM166 227V226H165ZM172 227H173V225H172ZM176 227V226H175ZM184 227V226H183ZM190 227V226H189ZM192 227V226H191ZM252 227H251V229H252ZM12 228V227H11ZM40 228H41V226H40ZM60 228V227H59ZM59 228H58V230H59ZM133 228H134V226H133ZM132 228V229H133ZM137 228V227H136ZM136 228H135V230L134 231H138V229L136 230ZM171 228V227H170ZM194 227H192V229H193ZM228 228V227H227ZM8 229H10V228H8ZM18 229V228H17ZM39 229V228H38ZM42 229V228H41ZM44 229V228H43ZM47 229V228H46ZM48 229H49V227H48ZM74 229V230H75ZM172 229V228H171ZM175 229V228H174ZM180 229V232H181V229L182 228H179ZM184 229H185V227H184ZM229 229V228H228ZM248 229V228H247ZM12 230V229H11ZM22 230V229H21ZM20 230V231H21ZM23 230H26V229H24L23 228ZM29 230V229H28ZM52 230H54V228L52 229ZM52 230H49V231H52ZM57 230V231H58ZM84 230V231H83ZM119 230H120V226H119ZM146 230V229H145ZM144 230V231H145ZM165 230V229H164ZM169 230V229H168ZM191 230V229H190ZM223 230V229H222ZM230 230V229H229ZM232 230V229H231ZM231 230L229 231L230 233L229 234H231ZM235 230V229H234ZM234 230H232V231H234ZM238 231L240 230V229H237ZM243 230V229H242ZM258 230V231H259ZM41 231V230H40ZM46 231V230H45ZM48 231V232H49ZM56 231V232H57ZM117 231H118V229H117ZM134 231H132V232H134ZM143 231V232H144ZM148 231V230H147ZM146 231V232H147ZM159 231H161V230H159ZM166 231H167V229H166ZM173 231V230H172ZM176 231V230H175ZM185 231V230H184ZM194 231H196V230H194ZM224 231V230H223ZM222 231V232H223ZM238 231L236 232L237 234H238ZM244 231H247V230H244ZM258 231H257V233H258ZM259 231V232H260ZM8 232V231H7ZM17 233L19 232V230L18 231H16ZM15 232V233H16ZM61 232V231H60ZM124 232V231H123ZM131 232V231H130ZM131 232V233H132ZM146 232H144V233H146ZM168 232V231H167ZM166 232V233H167ZM186 233L188 232V231H185ZM240 232H241V230H240ZM239 232V233H240ZM19 233H23V231H21V232H19ZM24 233L26 234V235H28V231H24ZM38 233V232H37ZM52 233V232H51ZM117 232H115V234H116ZM143 233V234H144ZM155 233V232H154ZM154 233H153V231H152V234L154 235ZM173 233H174V231H173ZM179 233V232H178ZM177 233V234H178ZM200 233V232H199ZM225 233H227V232H225ZM234 233V232H233ZM243 233H247V232H243ZM12 234V233H11ZM24 234V235H25ZM36 234V233H35ZM45 234V233H44ZM60 234H62V233H60ZM74 234V233H73ZM133 235L135 234V233H132ZM131 234V235H132ZM139 234V233H138ZM182 234V233H181ZM190 234V233H189ZM204 234H205V232H204ZM237 234H234V235H236V238L235 239H237L238 240V238H237ZM245 234H243V236L245 235ZM3 235H4V233H3ZM19 235V234H18ZM24 235L23 236H21V239L24 237ZM26 235H25V238H26ZM78 235V236H77ZM124 235H125V233H124ZM123 235V236H124ZM127 235H129V234H127ZM132 235V236H133ZM141 235H142V232H141ZM165 235V234H164ZM174 235V234H173ZM206 235V234H205ZM240 235V234H239ZM239 235H238V237H239ZM260 235H261V233H260ZM2 236V235H1ZM16 237H15V239L16 240H18L19 239V237L20 236H18V239H17V234L15 235ZM29 237H30V235H28ZM45 236V235H44ZM44 236H43V238H44ZM65 236V235H64ZM130 236V235H129ZM216 236V235H215ZM214 236V237H215ZM227 236H229L228 234H227ZM231 236H232V238L234 237L232 234H231ZM230 236V237H231ZM241 236V235H240ZM249 236V235H248ZM259 236V235H258ZM258 236H256L257 238H258ZM264 235H262L261 237H263ZM5 237V236H4ZM12 237H14V236H12ZM12 237H11V240H12ZM47 237H45V238H47ZM121 237H122V235H121ZM125 237H127V236H125ZM140 237V236H139ZM144 238H145V236H143ZM147 237V236H146ZM160 237V239H161V237L162 236H159ZM173 237H175V235L173 236ZM178 237H179V235H178ZM200 237H201V234H200ZM217 237V236H216ZM216 237H215V239H216ZM260 237V236H259ZM261 237L260 238H258V239H261ZM6 238V237H5ZM31 238V237H30ZM41 238H42V235H41ZM42 238V239H43ZM44 238V239H45ZM132 238V237H131ZM134 238V237H133ZM148 238H150V237H148ZM170 238V237H169ZM196 238V240L197 241H199L198 239H197V237H195ZM201 238H204V237H201ZM231 238V239H232ZM251 238V237H250ZM15 239H13V241H12V244H13V246H14V243L16 244V241H14ZM24 239V238H23ZM22 239V241H24ZM28 239V238H27ZM138 239V238H137ZM141 239H142V237H141ZM141 239H139V243H140V240ZM163 239H165L166 240V238H163ZM172 240L174 239V238H171ZM205 240H206V238H204ZM204 239H203V241H204ZM223 239V238H222ZM218 240L219 242H221V241H223V242H225V239L227 240L228 238H224V240ZM231 239H228L229 241L231 240ZM249 239V238H248ZM247 239V240H248ZM46 240H44V241H46ZM128 240V239H127ZM150 240V239H149ZM148 240V241H149ZM153 240V239H152ZM170 240V239H169ZM168 240V238H167V241H169ZM187 240H189L188 239V237H187ZM186 240V241H187ZM247 240H245L244 242L246 243V241ZM262 241H259V242H261L260 244H258V245H260L259 247L258 246H255V247H258V248H260L261 247V249H260V253H258L257 251L256 252H254V253H258V256L256 255V257H253L252 258V255L254 254L253 252V254H251V255H249L246 251H245V253H247L246 255L247 256H245L244 258H243V262H241L242 264H250V261L251 260H254V262L256 263V264H264V237L261 239ZM7 241V240H6ZM10 241V240H9ZM8 241V242H9ZM34 241V240H33ZM159 241V240H158ZM177 242H178V240H176ZM186 241H184V242H186ZM211 241V240H210ZM210 241L208 242V244L210 243ZM228 241V242H229ZM234 241V240H233ZM233 241H230L231 243L233 242ZM14 242V243H13ZM95 242H98L99 243V246H101V247H99L98 246V248H96V251L98 252L97 254H93L91 251L93 250L92 248H93V246H94V243ZM147 242V241H146ZM150 242V241H149ZM149 242H147L146 244V246H147V248L149 247H151V244H148ZM166 242V241H165ZM182 242V241H181ZM206 241H204V243H205ZM217 242V241H216ZM215 242V243H216ZM219 242H217L216 244H215V246H213V247H211L212 249H210L208 252L207 251H205V246H204V248H202V249H204V251L206 252H204L203 250H200V252L201 251H203L202 253H203V255H205L204 256V258L203 257H201V258H203V262L204 261H208V260H210V263L212 262H214V264H215V261H216V257H217V259H218V255H217V251L219 250L220 251V248H221V246H220V244H219ZM222 242V245L224 244ZM236 242V241H235ZM252 242V241H251ZM256 242H258V240L256 241ZM6 244H7V242H5ZM4 243V244H5ZM23 243H25V242H23ZM122 243V242H121ZM138 243V242H137ZM176 243V242H175ZM192 243V242H191ZM197 243H200V242H197ZM204 243H202L203 245H205ZM214 243V242H213ZM239 243H241L242 244V241L241 242H239ZM253 243V242H252ZM10 244H11V241H10ZM9 243H8V245H3V246H5L4 248H6L7 246H8V249L9 248H11V251H12V249H14L13 250V253H14V255H15V253L19 250V249H21L22 248V246H24V245H26V244H24V245H22V243H21V245L20 244H16V245H20V247L21 248H18V250L15 252V250L17 249L16 248V246H15V248H12L11 247V245H10ZM28 244V243H27ZM34 244H36V243H34ZM97 244V243H96ZM142 244H144V242L142 243ZM164 244H166V243H164ZM177 244V243H176ZM178 244H179V242H178ZM190 244V243H189ZM189 244L188 243H185L184 245H185V249H189V248H187V246L189 247ZM201 243H200V246L202 245ZM208 244H207V246L206 247H208ZM225 244H227V246H228V243L226 242ZM236 244V243H235ZM251 244V243H250ZM250 244H249V246H250ZM255 244V243H254ZM32 245V244H31ZM31 245H29V246H31ZM120 245V244H119ZM141 245V244H140ZM170 245H171V243H170ZM169 245V246H170ZM195 245H196V247H197V244L195 243ZM199 245V244H198ZM214 245V244H213ZM232 245V244H231ZM234 245V244H233ZM232 245V246H233ZM245 245V244H244ZM243 245V246H244ZM17 246V247H18ZM144 246V245H143ZM142 246V247H143ZM164 246V245H163ZM166 246V245H165ZM183 246V243H181V245H178L177 247H178V251H180V247H182ZM200 246H198L199 247V249H200ZM211 245H209V247H210ZM226 246V245H225ZM236 246H237V244H236ZM242 246V247H243ZM253 246V245H252ZM25 247L26 246H24V248L23 249H21V252H22V250H24L25 249ZM31 247H33V246H31ZM172 247V246H171ZM193 247V246H192ZM192 247L190 246V250L192 249ZM208 247V248H209ZM223 247L224 246H222V248L221 249H223ZM231 246H229L227 249L228 250H230L229 248H230ZM233 247H235V245L233 246ZM238 247V246H237ZM245 247H246V245H245ZM251 247V246H250ZM249 247V248H250ZM3 248V247H2ZM28 247H26V249H27ZM146 248V249H147ZM153 248V247H152ZM151 248V249H152ZM165 248V247H164ZM163 248V252L165 251V249ZM174 248H176V245L174 246ZM232 248V247H231ZM241 248V247H240ZM253 248V247H252ZM7 249V250H8ZM25 249V250H26ZM145 249V250H146ZM154 249H155V247H154ZM168 249H170L169 247L166 249V250H168ZM172 249V248H171ZM225 249V248H224ZM223 249V250H224ZM233 249V248H232ZM245 249V248H244ZM248 249V248H247ZM246 249V250H247ZM1 250H4V249H1L0 248V251ZM6 250V249H5ZM5 250H4V253H5ZM6 250V251H7ZM10 250V249H9ZM135 250V249H134ZM184 250V249H183ZM226 250V249H225ZM235 250V249H234ZM239 250V249H238ZM252 250H254V249H252ZM251 250V251H252ZM258 250V249H257ZM20 251V250H19ZM18 251V252H19ZM94 251V250H93ZM158 251V250H157ZM176 252H173L174 254L175 253H178L177 252V249L175 250ZM195 251V250H194ZM193 251V252H194ZM243 251V250H242ZM250 251V252H251ZM3 252V251H2ZM16 253V255L17 254H20V253ZM26 252V251H25ZM168 252V251H167ZM182 252V251H181ZM191 252H192V250H191ZM191 252H189V253H191ZM193 252L191 253V254H193ZM224 252V251H223ZM7 253V252H6ZM12 253V254H13ZM23 253V252H22ZM21 253V254H22ZM26 253H28V252H26ZM94 253H95V251H94ZM166 253V252H165ZM172 253V255L173 256H175L174 254ZM182 253H184V252H182ZM196 255H200L201 256V254H198L197 252H194ZM227 253H230V252H227ZM232 253V252H231ZM234 253H240V251L238 252H234ZM242 253V252H241ZM244 253V252H243ZM242 253V254H243ZM245 253H244V255H245ZM1 254H3V253H1ZM8 254V256L9 255H12V254H10V252L9 253H7ZM169 254H171V253H168V255ZM226 254V253H225ZM105 255H104V257H105ZM139 255H141V254H139ZM152 255V254H151ZM166 255V254H165ZM202 255V256H203ZM228 255V254H227ZM227 255L226 256H224V257H226L227 258ZM243 255V256H244ZM1 256V258H2V255H0ZM8 256L6 255V262H7V258H8ZM19 256V255H18ZM21 256V255H20ZM135 256H137V255H135ZM157 256H159V255H157ZM170 257H172L171 255H169ZM178 256V255H177ZM181 257L183 256V254L182 255H180ZM231 256H232V254H231ZM235 256V255H234ZM241 256V255H240ZM254 256V255H253ZM5 257V255L3 256V258ZM24 257V258H25ZM115 257V256H114ZM150 257H152V256H150ZM160 257H162V256H160ZM166 257H167V255H166ZM170 257H168V258H170ZM188 257V256H187ZM189 257H190V255H189ZM193 257H195V255L193 256ZM221 257V256H220ZM230 257V256H229ZM229 257H228V259H229ZM10 258H14V257H12V256H9V259ZM27 258V259H28ZM106 258H108L107 256H106ZM105 258V259H106ZM110 258V257H109ZM148 258V257H147ZM163 258V257H162ZM165 258V257H164ZM180 258V257H179ZM179 258H177V260L179 259ZM222 258V257H221ZM17 259H18V257H17ZM20 259V258H19ZM23 259V258H22ZM27 259H24V260H27ZM151 259V258H150ZM166 259V258H165ZM164 259V260H165ZM172 259H174V258H172ZM189 259V258H188ZM192 259L193 258H191L190 260H191V262H192ZM199 259V258H198ZM225 259V258H224ZM226 259V260H223V258H222V263L221 262H219L218 264H224L223 263V261H228L229 263H230V261L229 260H231V259ZM237 259V258H236ZM239 259V258H238ZM237 259V260H238ZM3 260V259H2ZM14 260H16V257L14 258ZM110 260V259H109ZM133 260V259H132ZM135 260V259H134ZM138 260V259H137ZM152 260V259H151ZM176 260V259H175ZM180 261H181V259H179ZM185 260H187V259H185ZM184 260V261H185ZM193 260H195V258L193 259ZM233 260H235V259H233V257H232V262H233ZM240 260V259H239ZM239 260H238V262H239ZM8 261H10V260H8ZM13 261V260H12ZM11 261V262H12ZM22 261V260H21ZM20 261V262H21ZM29 262H30V260H28ZM28 261L27 262H25L26 264L28 263ZM150 261V260H149ZM162 261V260H161ZM169 261V260H168ZM172 261V260H171ZM182 261H183V259H182ZM196 261V260H195ZM5 262V263H6ZM11 262H9V263H11ZM14 262V261H13ZM110 262V261H109ZM132 262V261H131ZM151 262V261H150ZM152 262H154V261H152ZM163 262V261H162ZM177 262V261H176ZM175 262V263H176ZM199 262V261H198ZM196 263V264H199V263ZM209 262V261H208ZM235 262V261H234ZM237 262V261H236ZM1 263H3V264H5L4 262H2L1 261ZM0 263V264H1ZM17 263V262H16ZM111 263V262H110ZM109 263V264H110ZM112 263H113V261H112ZM115 263V262H114ZM144 263V262H143ZM171 263V262H170ZM205 263V262H204ZM204 263H202V264H204ZM209 263V264H210ZM211 263V264H212ZM240 263V264H241ZM8 264V263H7ZM29 264V263H28ZM132 264V263H131ZM133 264H135V263H133ZM148 264V263H147ZM154 264V263H153ZM172 264V263H171ZM183 264H186V263H183ZM192 264V263H191ZM193 264H194V261H193ZM205 264H207V263H205ZM225 264H227V262L225 263ZM232 264V263H231ZM239 264V263H238Z\"/></svg>", "mask_w": 264, "mask_h": 264}, {"label": "built area", "instance_id": "2783aa9c", "mask_svg": "<svg viewBox=\"0 0 264 264\" xmlns=\"http://www.w3.org/2000/svg\"><path fill=\"white\" fill-rule=\"evenodd\" d=\"M52 30L62 41L69 42L79 32L78 25L66 14L57 16L52 22ZM176 64L184 70H191L195 60L186 49H181L175 58Z\"/></svg>", "mask_w": 264, "mask_h": 264}]
</instances>
